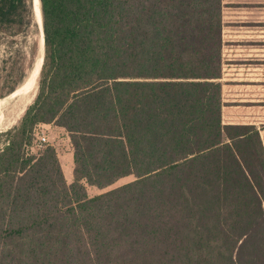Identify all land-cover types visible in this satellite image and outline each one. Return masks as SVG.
<instances>
[{
    "label": "trees",
    "instance_id": "obj_1",
    "mask_svg": "<svg viewBox=\"0 0 264 264\" xmlns=\"http://www.w3.org/2000/svg\"><path fill=\"white\" fill-rule=\"evenodd\" d=\"M39 1L37 94L0 150V264H264L259 130L221 119L225 0ZM39 124L68 136L70 184L34 151Z\"/></svg>",
    "mask_w": 264,
    "mask_h": 264
},
{
    "label": "rangeland",
    "instance_id": "obj_2",
    "mask_svg": "<svg viewBox=\"0 0 264 264\" xmlns=\"http://www.w3.org/2000/svg\"><path fill=\"white\" fill-rule=\"evenodd\" d=\"M14 1L15 8L10 12L12 0H0V101L21 85L41 51L43 28L41 25L40 33V28L33 17L31 0ZM222 21V79L220 82H264V0H225ZM42 53L44 54V44ZM42 61L43 58L41 65ZM39 78L40 75L30 103L12 126L0 132V150L8 142V135L5 132L19 125L25 110L33 103ZM42 130L48 139L45 146L55 149L67 182L70 183L73 159L68 136L51 125L42 127ZM33 145L34 151H37L38 144L35 137ZM131 180L132 178H124L118 181L115 187ZM102 192L94 187L87 188L90 197Z\"/></svg>",
    "mask_w": 264,
    "mask_h": 264
},
{
    "label": "crops",
    "instance_id": "obj_3",
    "mask_svg": "<svg viewBox=\"0 0 264 264\" xmlns=\"http://www.w3.org/2000/svg\"><path fill=\"white\" fill-rule=\"evenodd\" d=\"M221 83L223 103L221 109L222 123L224 125L255 126L259 130L260 141L264 148V82ZM230 104L233 105L230 106ZM59 163L62 168L60 160ZM63 175L67 182L68 180L64 172ZM70 183L67 182V184Z\"/></svg>",
    "mask_w": 264,
    "mask_h": 264
},
{
    "label": "bare ground",
    "instance_id": "obj_4",
    "mask_svg": "<svg viewBox=\"0 0 264 264\" xmlns=\"http://www.w3.org/2000/svg\"><path fill=\"white\" fill-rule=\"evenodd\" d=\"M31 9L33 17L35 18L41 33L42 18L40 10V1L31 0ZM43 44V33H41V51L35 58V62L33 61L32 66L26 75V78L21 83V85L18 86L7 98L0 101V132L12 126V124L22 114L25 107L30 103V100L32 98V92L35 90L34 88L36 86V82L40 73L41 64L39 63L43 58ZM33 66L35 67L34 71H36V73H34L35 76H33Z\"/></svg>",
    "mask_w": 264,
    "mask_h": 264
},
{
    "label": "built area",
    "instance_id": "obj_5",
    "mask_svg": "<svg viewBox=\"0 0 264 264\" xmlns=\"http://www.w3.org/2000/svg\"><path fill=\"white\" fill-rule=\"evenodd\" d=\"M42 127H45V125L39 124L34 128V137L37 141V147L40 149L43 145H47L48 139L46 135L44 134V131L42 130Z\"/></svg>",
    "mask_w": 264,
    "mask_h": 264
},
{
    "label": "flooded vegetation",
    "instance_id": "obj_6",
    "mask_svg": "<svg viewBox=\"0 0 264 264\" xmlns=\"http://www.w3.org/2000/svg\"><path fill=\"white\" fill-rule=\"evenodd\" d=\"M2 1H4V0H2ZM0 7H1V4H0ZM34 62H35V60H34ZM39 64H40V63H39ZM32 70H33V76H35L34 73H36V71H34V70H35V67H34V66H33ZM31 72H32V71H31Z\"/></svg>",
    "mask_w": 264,
    "mask_h": 264
},
{
    "label": "water",
    "instance_id": "obj_7",
    "mask_svg": "<svg viewBox=\"0 0 264 264\" xmlns=\"http://www.w3.org/2000/svg\"><path fill=\"white\" fill-rule=\"evenodd\" d=\"M43 62V61H42ZM41 69V68H40Z\"/></svg>",
    "mask_w": 264,
    "mask_h": 264
}]
</instances>
